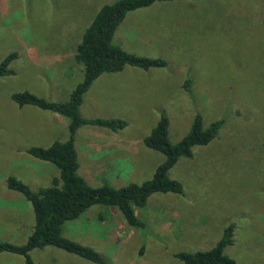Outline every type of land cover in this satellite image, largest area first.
<instances>
[{"label":"rangeland","instance_id":"rangeland-1","mask_svg":"<svg viewBox=\"0 0 264 264\" xmlns=\"http://www.w3.org/2000/svg\"><path fill=\"white\" fill-rule=\"evenodd\" d=\"M118 0H0V64L11 53L15 75L0 78V242L24 245L35 227L30 202L7 186L16 177L37 192L59 171L28 154L69 139V120L12 95L31 92L69 100L83 82L76 54L104 5ZM115 43L166 66L105 74L85 95L86 119H121L119 133L85 127L77 135L80 173L93 186L122 188L152 179L164 162L144 139L162 115L172 143L201 114L205 128L224 121L218 137L196 147L170 171L183 195L155 194L145 223L130 227L117 207L96 205L64 225V236L91 247L108 264H183L176 255L213 249L235 226L225 254L237 264H264V0H180L128 16ZM190 83V88L185 87ZM35 264H93L55 247L31 253ZM0 264H26L1 254Z\"/></svg>","mask_w":264,"mask_h":264},{"label":"trees","instance_id":"trees-1","mask_svg":"<svg viewBox=\"0 0 264 264\" xmlns=\"http://www.w3.org/2000/svg\"><path fill=\"white\" fill-rule=\"evenodd\" d=\"M180 0H118L104 5L86 29L82 42L78 46L76 60L84 66V79L65 102H51L31 92L12 95V100L21 108L36 107L50 111L69 120V139L56 141L47 148L32 147L28 154L40 161L50 163L59 171L51 186L33 191L23 181L9 177L7 186L31 203L35 214V227L24 245L0 242V255L9 253L22 256L26 264H35L31 253L47 247H55L78 256L93 264H108L106 258L91 247L82 245L64 236V225L68 221L79 219L91 207L96 205L117 207L127 224L142 230L145 223L138 217L136 209H144L151 196L155 194L183 195V185L170 177V171L182 158H192L196 147L207 146L214 141L224 124L218 121L205 128L203 117L197 114L189 133L178 143L170 141V120L162 115L150 135L144 139V145L150 150L164 155V162L156 169L152 179L137 184L132 183L116 188L108 183L91 185L81 173V165L76 145L79 131L85 127H94L119 133L127 126L121 119H86L82 115L85 95L94 83L105 74L121 73L127 68L149 71L161 69L166 62L161 58H149L130 53L115 43L120 26L130 13L149 8L156 3ZM18 58L11 53L0 64V78L13 76L12 63ZM185 87L190 88V83ZM235 226L230 225L221 241L209 251L179 253L176 257L183 264H237L225 254V249L233 244Z\"/></svg>","mask_w":264,"mask_h":264},{"label":"crops","instance_id":"crops-1","mask_svg":"<svg viewBox=\"0 0 264 264\" xmlns=\"http://www.w3.org/2000/svg\"><path fill=\"white\" fill-rule=\"evenodd\" d=\"M133 13H135V12H133ZM130 14H132V13H130ZM130 14H129V15H130ZM129 15H128V16H129ZM128 16H127L126 20L128 19ZM126 20L123 22V24L126 22ZM123 24H122V25H123ZM122 25L120 26V28L122 27ZM120 28H119V29H120ZM119 46H120V45H119ZM122 48H123V47H122Z\"/></svg>","mask_w":264,"mask_h":264}]
</instances>
